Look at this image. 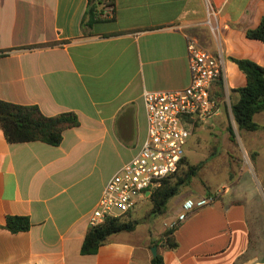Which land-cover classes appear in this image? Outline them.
I'll list each match as a JSON object with an SVG mask.
<instances>
[{
    "label": "crops",
    "instance_id": "0c3cea01",
    "mask_svg": "<svg viewBox=\"0 0 264 264\" xmlns=\"http://www.w3.org/2000/svg\"><path fill=\"white\" fill-rule=\"evenodd\" d=\"M89 5L0 0V100L80 120L59 146L9 143L0 127V264H152V240L177 221L187 198L202 196L216 201L178 222L179 247L158 249L164 263L264 264V129L242 130L245 164L236 181L186 189L169 202V222L147 237L136 235L138 225L82 254L107 182L146 139L144 94L190 85L192 36L223 59L224 76L211 89L219 112L210 123L223 122L224 106L247 83L234 59L264 67V43L247 36L264 18V0H113V18L84 29ZM254 121L264 126V112ZM8 215L29 217L31 228L12 233L4 228Z\"/></svg>",
    "mask_w": 264,
    "mask_h": 264
},
{
    "label": "built area",
    "instance_id": "2783aa9c",
    "mask_svg": "<svg viewBox=\"0 0 264 264\" xmlns=\"http://www.w3.org/2000/svg\"><path fill=\"white\" fill-rule=\"evenodd\" d=\"M210 13L213 9L209 6ZM114 11L105 10L102 18L111 19ZM191 83L188 87L168 92H146L147 136L138 154L112 176L89 218L96 227L107 218L125 217L149 198L161 179L178 171L195 123H204L219 112L211 89L224 76L223 59L187 37ZM4 53H0V56ZM215 196L187 198L181 205L176 222L185 221L198 209L212 205Z\"/></svg>",
    "mask_w": 264,
    "mask_h": 264
},
{
    "label": "trees",
    "instance_id": "16d2710c",
    "mask_svg": "<svg viewBox=\"0 0 264 264\" xmlns=\"http://www.w3.org/2000/svg\"><path fill=\"white\" fill-rule=\"evenodd\" d=\"M104 7L100 10V6ZM106 8L114 11L113 0H98V3L90 0L89 9L83 21V27L91 28L94 23L105 21L102 18ZM113 18V17H112ZM250 39L264 43V18L256 27L248 30ZM239 69L245 74L247 83L236 89L239 99L231 103V112L239 130L257 131L264 129L263 125L254 121L257 113L264 112V67L249 59H234ZM198 123H195L194 127ZM80 125V120L75 112H65L57 116H46L36 105H19L0 100V127L9 143H25L41 141L53 146H59L63 141L64 132L67 129ZM230 137L234 139L233 127L228 128ZM186 157L181 165L186 164ZM203 163L196 165L187 164V170L177 172L161 179L152 189L149 200L152 204L151 213L155 216H163L167 213L169 202L178 196L185 188L189 187L195 176L199 173ZM179 167V168H180ZM139 221L119 218H107L96 227H90L86 234L82 254H96L101 246L108 242L109 237L121 233L136 230ZM32 224L27 216L8 215L5 229L12 233L28 231ZM176 227H169L157 239L152 240V246L158 249L175 250L179 243L175 238ZM152 264H165L162 254L159 252L153 257ZM234 264H239V261Z\"/></svg>",
    "mask_w": 264,
    "mask_h": 264
},
{
    "label": "rangeland",
    "instance_id": "374dc122",
    "mask_svg": "<svg viewBox=\"0 0 264 264\" xmlns=\"http://www.w3.org/2000/svg\"><path fill=\"white\" fill-rule=\"evenodd\" d=\"M224 108L222 113L223 122L214 124V122L210 123L211 119H209L204 125L197 124L192 129V136L187 147V161L185 165L179 168L178 173L187 170L189 165L203 164L191 185L184 190L208 191L220 189L223 185L236 181L240 169L244 167L245 161L241 155L243 150L239 142L243 132L238 128L231 108H228V106H224ZM230 126L233 127L235 133L234 139L230 137L228 132ZM187 164L189 165L187 166ZM151 211L152 204L147 199L124 217L140 222L136 232L139 237H147L148 232L152 231L156 224L169 222L171 213L164 216H155Z\"/></svg>",
    "mask_w": 264,
    "mask_h": 264
},
{
    "label": "water",
    "instance_id": "95a60500",
    "mask_svg": "<svg viewBox=\"0 0 264 264\" xmlns=\"http://www.w3.org/2000/svg\"><path fill=\"white\" fill-rule=\"evenodd\" d=\"M147 195L150 196L151 195V192H147ZM152 253H153V256H157L158 254V248L156 246L152 247Z\"/></svg>",
    "mask_w": 264,
    "mask_h": 264
}]
</instances>
